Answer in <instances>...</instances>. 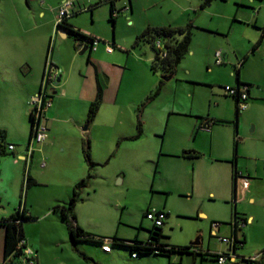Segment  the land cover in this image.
Here are the masks:
<instances>
[{"label":"rangeland","instance_id":"374dc122","mask_svg":"<svg viewBox=\"0 0 264 264\" xmlns=\"http://www.w3.org/2000/svg\"><path fill=\"white\" fill-rule=\"evenodd\" d=\"M197 1L203 2L161 0L158 4L152 2L156 4L152 6L151 0H141L139 13L130 15L129 19L119 17L115 26L109 14L104 12L108 7L105 3L97 8V14L102 13L100 18L93 19L86 11L70 19L77 21L85 30L97 32L104 42L111 43L115 37L126 46L123 47L126 51L116 48V57L111 59L101 55V67L110 65L112 71L110 86L107 82L109 75L101 77L105 88L114 89V92L118 86L120 88L116 100L114 95L108 102L102 100L100 112L93 121L96 131L101 133L105 123L113 122L115 125L117 116L123 119V129L128 130L131 136L137 134L138 121L142 123L144 132L138 142L123 139L116 142L111 136L116 157L108 165L94 168L96 177L81 192L84 202L78 208L79 218L84 229L96 236L146 239L153 228L152 221L145 217L146 211L165 209L169 213L163 227L165 242L191 245L204 236L206 246L210 222L221 223L224 230L233 222L234 212L241 217L253 214L257 218L254 224L243 227L247 238L244 247L246 251L251 250L252 245L264 249V196L254 206L247 201L242 203L238 197L232 199L231 163L225 159L232 158L236 138L239 141V172L242 169L246 174L247 165L258 164L264 179V37L253 50L263 35L264 0H215L205 12L185 11L190 3L196 6ZM123 2L128 3L127 0H119L118 6ZM55 6L50 0H0V130L4 134L6 152L9 144L17 147L28 145L31 97L25 106V110H29L27 117H21L23 110L18 87L22 86L21 82H31L22 74L27 65L37 72L38 63L53 49L52 45L49 49L48 26L44 24L52 18L50 8ZM40 11L46 13L44 19L38 15ZM168 11H172L168 16L171 20L185 25L194 24L191 52L183 59L173 80L164 81L165 76L161 73L152 75L153 81H163L164 86L159 92L157 88L150 91L152 82L139 75L141 65L134 58L135 53L144 55L150 47L136 46L134 33L146 29L148 18L153 22H163L161 18ZM208 26L220 31L207 29ZM50 37L55 38L52 34ZM104 42L99 46L102 52ZM218 53L219 57L216 56ZM217 60H223V63L216 64ZM60 72L61 77L62 70ZM237 74L241 84L249 85L252 99L247 101V110L239 112L236 120L235 100L226 94L225 89L237 87ZM240 88L243 90L245 86ZM183 92L196 95H182ZM172 105L180 113L169 115ZM190 108L194 114H185V110ZM109 114L113 118H107ZM207 115L217 120L209 131L198 128L200 119ZM164 136V150L179 151L183 145L195 146L196 149L187 150L199 152L202 157L187 168L176 158H166L168 165L161 167L155 156ZM19 140L25 141L20 143ZM123 149L130 155L122 159ZM1 156V166L5 168L3 161L13 160V156L9 152ZM220 158L223 160L218 162ZM44 161L48 164L49 158ZM118 164H123L127 170L124 183L113 173ZM5 172L4 177L10 181L8 172ZM158 183L171 186L183 183L185 188H189V193L183 195L173 191L161 195L155 190ZM262 189L264 191V184ZM214 243L218 242L211 238V244ZM76 248L89 258V262L83 260L81 264H100L97 253L100 245L82 242ZM111 248L114 252L130 255L125 248ZM45 249L47 252L60 250L48 241ZM150 264L159 263L151 260Z\"/></svg>","mask_w":264,"mask_h":264},{"label":"crops","instance_id":"0c3cea01","mask_svg":"<svg viewBox=\"0 0 264 264\" xmlns=\"http://www.w3.org/2000/svg\"><path fill=\"white\" fill-rule=\"evenodd\" d=\"M50 1L56 5V8H50L52 18L44 25L48 26L46 36L50 38L49 46L51 48L52 45L53 49L51 50V53L48 52L49 55H46L44 60L42 59L41 62L38 63L37 72H35L34 67H29L28 65L27 69L22 72V74L30 78L31 82L30 84H27V82H21L22 86L18 87V93L21 95V110H23L21 117H27V112L29 110L26 111L25 106L28 103L29 98L37 95L40 91L48 61L59 69V74H61L60 70H62L61 82L54 87L51 92L52 96L50 99L52 106L46 113V124L48 127L47 140L41 144H33L31 156L28 145L17 147L15 144H9L14 145L13 151H10L7 148L8 152L12 153L13 160L5 159L3 161L5 163V168L1 166V158L3 156L0 155V221L12 216L18 208H25L28 211V215L32 219L25 222L23 225L24 236L27 245L29 247H33L37 254V264H81L83 260L85 262H89L88 256L79 252L76 248V245L82 242H79L76 245L72 243L67 227L62 221L60 212L55 211L54 208L56 206L67 205L72 197L74 187L77 183L82 180H86L89 173H91L92 178L86 186L88 187L90 182H92V180L96 177L94 168L108 165L110 160L116 157V154H113L115 152L112 148L113 142L110 139L111 136L116 140V142L120 139L138 142L144 132L138 136V138H135L137 134H133L131 136L128 134V130L124 131L123 129V119L117 116H115L116 124L112 125L113 122L111 124L105 123L101 133H98L95 129V123H93L95 119L91 123H87L88 110L91 103L96 98L99 86L103 88V101H110L113 95L115 97L114 100H116L117 95H119L120 86H118L117 91L114 92V89H110L108 87L105 88V84L101 81L102 75H109L107 82L109 86L112 83V71L110 69V65L106 67L107 69L101 67L103 66L102 62H100L101 55L111 59L116 57V48L126 51V49L123 48L126 46L123 45V41H120L115 37H113V41L111 42L112 44L104 42L101 38H99L100 35L97 34V32L85 30L77 21L69 20L75 28L79 29L85 35L100 39V42H104L105 44L104 52H102L99 48L100 42H98L96 46L87 52L88 55H82L79 48L80 41H74L71 39L69 33L57 28L58 9L60 5L67 0ZM106 1L110 0H75L74 11L78 12L77 15L84 14V12L89 11L93 19L96 17L100 18L102 13L99 12L97 14L98 6L92 8L91 11L88 10V8L97 3H105L108 7L104 9V12L106 15L108 13L110 16V4ZM127 1L128 3L123 2L119 6L117 4L119 0L114 2L115 8L120 11V14L115 19V24L119 17L124 16V18L129 19L130 15L134 16V14L139 13L142 10L141 0ZM142 1L144 2V0ZM160 1L161 0H151V3L153 2L158 4ZM197 2L196 6H193L190 3L185 11L192 9L194 11L198 10L199 12H205L204 10H207L215 1L205 8L201 7L202 3H199V1ZM153 3L152 6H155L156 4ZM86 4L89 5L88 8L86 7ZM145 7H143V11H145ZM171 12L172 11H168L167 15H162L164 18H161L163 19V22L160 23L153 22V19L148 18L146 21V28L149 26L162 27L168 25L185 26L186 23L181 24V22L171 20L169 18V13ZM38 15L41 16L42 19L46 17V13L43 11H40ZM115 24L112 23L113 26H115ZM207 29L220 31L219 28H211L210 26H208ZM143 31L144 30L134 33V37H136L135 42L137 37ZM51 34L54 35L55 38L50 37ZM108 46L111 47V52H108ZM135 54L134 58L138 64L141 65L139 75L143 79H148L149 81L151 80L152 86L150 91H153V89L156 88L160 91L164 86V82L161 85V81L157 83V80L153 81L151 78L152 75L157 74L151 72L149 67L150 62L153 59L152 50L150 49V51H145L144 55ZM222 61L219 60V63L216 61V64L220 65L223 63ZM22 69V67L19 68L20 71H22ZM177 70L173 74V78L171 80L174 79ZM122 83L123 75L121 77V85ZM188 93L189 94L183 92L182 95H196L194 92ZM175 95L177 94L175 93ZM249 97V99H252L251 92H249ZM168 111L169 115H175L174 113L176 112L180 113V110H177L175 105H172V109ZM184 113L194 114L192 108H190V110H185ZM239 114L238 117H236V120L239 119ZM107 118H113V115L109 114ZM201 123L203 124L205 122L202 120L199 121L198 128ZM213 126H211V128ZM211 128H209L208 131L212 130ZM156 133L157 135H160L158 131ZM165 140L166 138L164 136V139L160 144L159 151L156 152L155 156V159L158 161V165L161 167L168 165L166 158H176L177 160H180L177 162H182V164L187 168L190 164H193L194 161L199 160L202 157V154L199 152L187 150L196 149L195 146L186 147L183 145L179 151L164 150ZM235 140L236 138L234 139V152L232 158H229L230 160L225 158L227 159L226 161H229L228 163H231L232 199H236V197H238V200L242 203L247 201L254 206L259 203L262 196H264V191L262 189V185L264 184V179H262L263 175L260 173V166L258 164L247 165L246 174L240 168L239 172L237 166V149L239 147V141L235 144ZM24 141L25 140H19L20 143H24ZM86 144L89 146L91 161L95 163V167L92 171H90L84 156V148L86 147ZM194 153H198L199 155L196 158L190 157ZM129 155L128 151H124L123 149L120 158L123 159ZM44 157L49 158V163L45 164V167L42 168L41 163L46 159H43ZM221 160L223 159L220 158L217 161L219 162ZM234 169L243 175L247 182L246 187H244L241 178H237L236 188L234 187ZM113 170L115 177L118 179L122 178L120 181L124 183L127 173L124 165L118 164L113 168ZM4 171L8 172L10 181L4 177ZM26 176H29L30 179L35 182V185L29 187L27 190H24V179ZM238 185L239 189L237 191ZM155 190L161 195L168 194L173 191H177L183 195L189 193L187 192L189 191V188H185L183 183L175 184L173 186L167 183H158ZM83 202L84 201L82 200L75 207L77 223L83 230L92 234V232L84 229V226L81 224V219L79 218L80 212L78 208ZM158 210L166 211L165 209ZM246 215L244 214L243 217H241L242 215L239 216L243 220L239 221V228L241 230L237 231V233L233 230L232 223L228 224L230 226L229 228L223 230L220 226L216 231L212 227L214 222H210L211 224L207 245H204V236H200L201 238H199L198 241L199 245H196L201 251L199 253L193 249L191 250L193 243H191V245L175 244L173 246L187 247L190 249L187 250V253H167L161 255H149L144 258H133L132 254H120L118 252H114L112 248L110 252H105L102 250V246H100L97 250L100 259L98 261L100 264H150L151 260H156L159 264H218L216 262L217 255L228 253L233 258L228 260L225 264H264V249L252 245L251 250H245L244 245L247 238L243 232V227L248 224H251L252 226L254 221L257 219L253 214H249L248 216ZM200 216L205 217V215L201 213ZM33 226H35L34 228H37V230L34 229ZM221 237L233 239L234 245L231 246L221 242L219 240ZM4 238L5 229L0 226V264L5 263ZM211 238L216 239L218 243L211 244ZM120 239L125 240L124 238ZM135 239L145 241L148 237L146 239H139L136 237ZM235 240L240 242L242 241L243 243H237ZM47 241L55 245L60 250L57 252H47L45 249Z\"/></svg>","mask_w":264,"mask_h":264},{"label":"trees","instance_id":"16d2710c","mask_svg":"<svg viewBox=\"0 0 264 264\" xmlns=\"http://www.w3.org/2000/svg\"><path fill=\"white\" fill-rule=\"evenodd\" d=\"M116 0L106 1L110 4V21L115 24L116 17H113V13L116 10L115 2ZM215 0H203L202 8L210 5ZM101 3H97L88 8V10H92V8L99 6ZM78 12L73 11L70 17L64 19L61 24L57 25L58 29H62L69 33L70 36L74 38L76 41L87 40L92 43L90 50L94 47L95 42H100V40L85 35L79 29L75 28L71 23L70 19L76 16ZM194 26L192 23H188L185 26H162V27H147L136 39L135 45H147L153 52V59L149 64L150 70L153 73H161L162 76H168L174 74L181 63V61L191 52V44L194 35ZM264 37V30L261 39L254 46L253 50H255L261 43L262 38ZM158 43L160 46H158ZM50 49V46H49ZM237 87L236 90H241L240 86L243 85L246 87V92L249 97V85L241 84L239 82V76L237 74ZM163 84V81L160 83ZM159 89L157 90V92ZM236 103L237 113L236 117L239 114V97L231 96ZM103 100V88L101 86L98 87L97 95L95 100L91 103L88 114H87V123H91L101 106V102ZM248 101V100H247ZM30 119V134H29V142L32 140L34 135V117L32 112H29ZM201 120L205 123H201L199 125V129L203 127L211 128V126L215 125L216 119L210 118L208 115L201 118ZM143 133L142 123L138 121L137 123V135L135 138H138ZM4 134L0 131V155H7L6 150L3 146ZM238 143V140H235V144ZM29 145V144H28ZM12 155V153H9ZM199 154L194 153L190 157L196 158ZM84 156L85 160L89 166L90 171L95 167V163L91 161L89 146L86 144L84 148ZM239 172L234 169L233 170V183L236 188L237 177ZM92 178L91 173H89L86 180H82L77 183L74 187L72 197L67 205L56 206L54 208L55 211H59L61 214L62 221L65 223L68 233L70 235V239L74 245L79 242L91 243L103 246L106 242H109L111 246L125 248L129 250L130 254H137V257L147 256V255H161V254H172V253H187V247H178L170 245L164 242L166 236L164 235L163 227L165 225V220L169 217V214L164 210H159L163 212L165 215L164 224L162 227H157L153 224V228L149 231L148 239L145 241H140L134 239L132 241H126L118 238L117 236H113L112 238L108 237H100L94 234L88 233L83 230L77 223V218L75 214V207L78 203H80L83 199L81 196L82 190L87 186V183ZM35 185V182L30 179L29 176H26L24 179V190H27L29 187ZM236 192V191H235ZM149 210L146 211L145 217L147 216ZM32 218L28 215V211L25 208H18L15 213L7 219L0 221V226L5 229V238H4V264H24L22 259V247H20V242L25 240L23 225L25 222L31 220ZM234 225L233 230L235 233L241 230L238 226V221L243 220L238 216V213L234 212L233 215ZM237 243H243L242 241H237ZM156 251L158 253H156ZM260 264V263H257Z\"/></svg>","mask_w":264,"mask_h":264},{"label":"built area","instance_id":"2783aa9c","mask_svg":"<svg viewBox=\"0 0 264 264\" xmlns=\"http://www.w3.org/2000/svg\"><path fill=\"white\" fill-rule=\"evenodd\" d=\"M75 8V2L72 0H67L64 1L59 9H58V20H57V25L61 24L62 21L68 17H70V15L72 14V12L74 11ZM120 11L119 10H115L113 13V17H117L119 15ZM98 44V42H95L93 46H96ZM158 46H160V44L158 43ZM108 48V52H111L112 49L111 47H107ZM216 56H220V54L218 53ZM217 62L219 63V60H217ZM59 69L56 68V66L52 63H50L48 61L47 66H46V70L45 73L43 75V79H42V85L40 88V91L37 95H34L31 97L30 99V111L33 114L34 117V135L32 140H30L29 142V151H30V156L32 153V146L33 144H41L43 142H45L48 138V127L46 124V113L48 111V109L52 106V102H51V92L52 89L54 87H56L55 83L57 81V79L59 78ZM226 94L227 95H231V96H237L239 97V111H244L247 108V100H248V94L246 92V87L243 90H236L235 88H226ZM203 129L208 130V127H203ZM8 149L10 151L14 150V145H9ZM41 167H45V161H43L41 163ZM237 178H241L244 187L247 186V182L245 180V178L243 177V175L241 173L238 174ZM146 218L150 221H152V223L157 226V227H162L164 224V220H165V215L163 212H160L158 209H151L149 210ZM232 225H234V220L232 222ZM221 226V223H217L214 222L212 224L213 229H215L216 231L218 230V228ZM238 226H239V221H238ZM219 240L223 243H226L228 245H234V240L231 238H224L221 237L219 238ZM20 247H22V259H23V263L24 264H37V254L35 252V250H33L31 247H29L26 243V239L22 240L20 242ZM102 250L105 252H110L111 251V245L109 244V242H106L103 246H102ZM156 253H158L156 251ZM133 258H137V254L134 253L132 254ZM233 257H231L228 253L226 254H219L217 255V260L216 262L218 264H225L228 260H231Z\"/></svg>","mask_w":264,"mask_h":264},{"label":"water","instance_id":"95a60500","mask_svg":"<svg viewBox=\"0 0 264 264\" xmlns=\"http://www.w3.org/2000/svg\"><path fill=\"white\" fill-rule=\"evenodd\" d=\"M92 46V43L90 41H87V40H83V41H80V45H79V48H80V52L82 55L86 54L88 51H90V48ZM173 78V74L172 75H169L167 77H165V81H169ZM61 82V77H59L55 83V85L57 86L59 83ZM193 246H196V245H199V242L198 243H193L192 244ZM190 248H187V250H189Z\"/></svg>","mask_w":264,"mask_h":264},{"label":"flooded vegetation","instance_id":"af4514ba","mask_svg":"<svg viewBox=\"0 0 264 264\" xmlns=\"http://www.w3.org/2000/svg\"><path fill=\"white\" fill-rule=\"evenodd\" d=\"M198 248H199L198 246H193V247H191V250L193 249L194 251H196L197 253H199L201 251Z\"/></svg>","mask_w":264,"mask_h":264}]
</instances>
